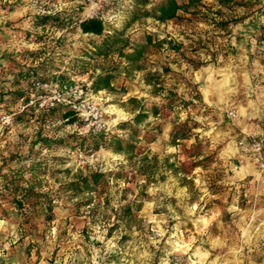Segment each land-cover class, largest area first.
<instances>
[{
  "label": "rangeland",
  "instance_id": "obj_1",
  "mask_svg": "<svg viewBox=\"0 0 264 264\" xmlns=\"http://www.w3.org/2000/svg\"><path fill=\"white\" fill-rule=\"evenodd\" d=\"M163 1L108 0L106 28L123 32L125 53L142 50L128 58L98 55L100 37L81 32L87 0H13V82L3 87L22 94L0 102L13 113L0 133L2 264H264V183L236 149L264 132L263 0H203L165 22L143 16ZM26 68L34 77L15 76ZM107 71L115 88H93ZM37 78L89 88L108 129L87 131L63 107L21 111ZM101 132L135 147L91 150ZM93 172L104 175L94 190L73 188ZM13 183L50 200L52 216L35 196L20 207Z\"/></svg>",
  "mask_w": 264,
  "mask_h": 264
},
{
  "label": "trees",
  "instance_id": "obj_2",
  "mask_svg": "<svg viewBox=\"0 0 264 264\" xmlns=\"http://www.w3.org/2000/svg\"><path fill=\"white\" fill-rule=\"evenodd\" d=\"M141 6L146 7L149 4V0H138ZM203 0H164L159 5L153 7L151 10L149 9H143V16L145 17H154L156 20L160 22H165L168 20H172L175 18H180L181 12H186L189 10L190 7L196 6L200 4ZM221 4H227V3H233L231 0H219ZM50 20L52 24H56L58 26H62L59 21H57L53 17H47L45 19ZM79 27L82 33L94 35L97 37H100V42H95L94 49L96 50V53L98 55L107 56L110 52L113 50H117L119 56H125V57H140L142 50L141 49H135L133 55L125 53V48L128 47L129 41L128 39L124 38V34L122 31L111 33L106 28V22L104 19L98 16H93L87 19H83L79 23ZM146 42L148 44L153 43V39L150 35L146 36ZM118 46V47H117ZM36 73V69L34 68H26L19 71L18 74L15 76L19 78L20 76L23 77H34L33 75ZM116 76L111 73V71H107L103 74H97L95 77V80L93 81V88L96 90L100 89H114L115 85L113 83V80ZM64 80L63 82L65 83ZM33 83V81H32ZM32 91V85H31ZM13 94L21 95L22 93L18 90L13 93V91H10V89H7L5 92L0 93V102L4 101L7 98H12ZM64 108V107H63ZM144 111L138 112L137 115L133 118V122L138 125L142 121H144L145 118H147V113H143ZM153 112L156 114L158 112V109L155 107L153 108ZM65 117H71L74 118L75 114L71 110H67L64 113ZM106 133L101 132L99 134H94L89 137L90 139V145L91 150H98L100 147H112L114 151L116 152H124V151H132L135 147V145L131 142L124 141L121 137H113L111 140L107 143ZM84 140V139H83ZM126 142V143H125ZM125 144V145H123ZM103 174L100 172H93L88 175L80 177L79 180H77L76 183H72L73 188L76 191H83L85 189L94 190L95 186L102 180ZM6 189L12 193L15 197L14 201L20 206H24L25 202L31 197L35 196L36 203L39 202H46L45 208L49 212V217L52 215V204L51 201H46L45 198L41 195L34 194L32 189L28 187V185H23L21 183H13L12 188L6 185ZM21 195L22 197L17 199L16 196ZM42 198V199H39ZM123 211L128 214H131L132 209L130 206L126 205L123 207Z\"/></svg>",
  "mask_w": 264,
  "mask_h": 264
},
{
  "label": "built area",
  "instance_id": "obj_3",
  "mask_svg": "<svg viewBox=\"0 0 264 264\" xmlns=\"http://www.w3.org/2000/svg\"><path fill=\"white\" fill-rule=\"evenodd\" d=\"M90 17L105 20L103 9L108 0H87ZM64 107L74 112L87 131L100 132L108 129L106 111L102 103L87 87L77 82L34 79L32 91L21 100L19 109L32 108L36 111ZM232 114V113H231ZM13 113L0 111V133L12 125ZM240 164H251L258 171L259 180L264 183V137L241 136L236 141Z\"/></svg>",
  "mask_w": 264,
  "mask_h": 264
},
{
  "label": "crops",
  "instance_id": "obj_4",
  "mask_svg": "<svg viewBox=\"0 0 264 264\" xmlns=\"http://www.w3.org/2000/svg\"><path fill=\"white\" fill-rule=\"evenodd\" d=\"M13 0H0V79L5 80L0 81V90L5 92L7 89H12L9 86L5 88V84L10 85L9 82H13V66H10V58L13 57V48L15 47L13 43V12L11 11ZM264 3V0L262 1ZM3 85L5 87H3ZM264 137V132L262 133ZM1 227V226H0ZM3 262L0 261V264ZM5 264H12V262H4Z\"/></svg>",
  "mask_w": 264,
  "mask_h": 264
},
{
  "label": "bare ground",
  "instance_id": "obj_5",
  "mask_svg": "<svg viewBox=\"0 0 264 264\" xmlns=\"http://www.w3.org/2000/svg\"><path fill=\"white\" fill-rule=\"evenodd\" d=\"M248 169H250V168H248Z\"/></svg>",
  "mask_w": 264,
  "mask_h": 264
}]
</instances>
